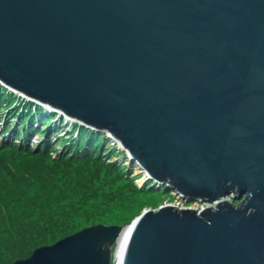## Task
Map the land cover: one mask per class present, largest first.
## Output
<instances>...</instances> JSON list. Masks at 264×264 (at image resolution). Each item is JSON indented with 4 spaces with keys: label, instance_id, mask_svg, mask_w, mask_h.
Here are the masks:
<instances>
[{
    "label": "water",
    "instance_id": "1",
    "mask_svg": "<svg viewBox=\"0 0 264 264\" xmlns=\"http://www.w3.org/2000/svg\"><path fill=\"white\" fill-rule=\"evenodd\" d=\"M0 81L107 131L159 186L218 200L147 208L121 264H264V0H0ZM127 226L12 264H117Z\"/></svg>",
    "mask_w": 264,
    "mask_h": 264
},
{
    "label": "trees",
    "instance_id": "2",
    "mask_svg": "<svg viewBox=\"0 0 264 264\" xmlns=\"http://www.w3.org/2000/svg\"><path fill=\"white\" fill-rule=\"evenodd\" d=\"M17 99L0 85V264H12L77 231L72 230L71 219L80 216V211L88 212L87 199L98 185L106 189L110 176L116 178V166L121 171L124 168L118 162L100 160L103 133L74 124L76 131L69 133L68 139L54 135L62 119L42 131L37 126H48L57 114L46 115L42 106ZM30 130L47 137L53 134L69 151L49 153V139L31 146Z\"/></svg>",
    "mask_w": 264,
    "mask_h": 264
},
{
    "label": "rangeland",
    "instance_id": "3",
    "mask_svg": "<svg viewBox=\"0 0 264 264\" xmlns=\"http://www.w3.org/2000/svg\"><path fill=\"white\" fill-rule=\"evenodd\" d=\"M18 99L19 102L22 103L21 98L18 97ZM14 106L17 105L14 104ZM2 113L3 110L1 109L0 116H3ZM55 118L56 116L52 118V123L55 122L54 120ZM58 119L59 118L57 117L56 120ZM63 124L65 123L62 122V125ZM37 127L43 131L47 126H44V124L41 123ZM1 128L2 125L0 124V130ZM66 129L68 130V132L66 133L65 137L68 139L70 136L69 133L75 132L76 129L74 128V125L71 126V123L67 125ZM58 133H63V132H56L55 134ZM102 133L104 134V139H102V147L99 156L101 158L100 160L101 161L103 160L105 163L118 162V166L120 165V167H124V168L121 171L120 168H117L116 166V171L119 170L118 173L116 172L114 174L116 178L110 176V180H109L110 182L106 189H104V186L98 185V188L94 192V195H92L91 197H89V199H87L86 209L88 212L86 213V211L84 212L80 211L77 214L80 216L76 218L73 217L71 219L72 221L70 223L74 224L72 230L77 229V231H79L84 227L98 223H104L107 225H111V224H119L123 226L129 225L147 207L155 208L162 204H167V203L179 205L176 203L181 202V204L184 207H191V208L195 207V209L198 210V207H200L205 202L194 199L188 200L187 198L181 197L179 194H175L174 190L167 189L165 188V186H159L158 184L155 185L154 182H149L148 177L145 175L144 171L139 167V165L134 162L131 163L128 152L124 148H122L120 144L115 143L111 139H109L106 136L105 131L103 132L101 131V133H98V135H101ZM55 137L54 135H50L47 137L41 134V138H39L38 133L36 131V133L34 132L30 137L29 143L32 146L33 143L39 141L44 142V140L49 139L48 140L50 143L48 146L49 149H46L48 152L50 151L51 153L54 152L66 153V151H69V149L67 148V144L65 145L60 144L58 142L57 137L56 138ZM19 140L22 142L21 139L15 138V141H19ZM110 167L112 168L111 165L109 166V168ZM110 171L111 170H109V172ZM123 172L124 174H122ZM120 174H122L123 177L119 180ZM235 201L237 202L240 200H235ZM72 230L71 232L74 231L77 232L76 230L74 231Z\"/></svg>",
    "mask_w": 264,
    "mask_h": 264
},
{
    "label": "bare ground",
    "instance_id": "4",
    "mask_svg": "<svg viewBox=\"0 0 264 264\" xmlns=\"http://www.w3.org/2000/svg\"><path fill=\"white\" fill-rule=\"evenodd\" d=\"M48 114H52V113H48ZM70 119H73V120H75L76 118H74V117H71L70 116ZM73 125H74V123H73ZM145 175H146V173H145ZM147 176V175H146ZM175 192V191H174ZM180 197V196H179ZM228 199L229 200H231V198L230 197H228ZM218 200H215V201H205L200 207H198V211L199 210H201V209H203V208H205V207H212V208H215L216 207V202H217ZM236 202V201H235ZM239 201H237L236 202V204L238 203ZM176 204H179L178 206H181V207H184L182 204H181V202L180 203H176ZM159 207V206H158ZM194 207V206H193ZM147 208H149V207H147ZM146 208V209H147ZM156 208V207H155ZM195 208V207H194ZM146 209H144V210H146ZM143 210V211H144ZM130 226L128 225L127 227H125L124 228V233L126 232V234L124 235V237L120 240L119 239V243H118V246H117V250H116V261H115V263H117V261H118V263L117 264H121V262H122V252H123V247H124V243H125V241H126V235H127V230H129L130 228H129Z\"/></svg>",
    "mask_w": 264,
    "mask_h": 264
}]
</instances>
